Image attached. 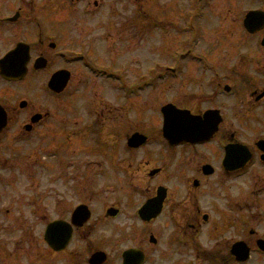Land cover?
Returning a JSON list of instances; mask_svg holds the SVG:
<instances>
[{
  "label": "flooded vegetation",
  "instance_id": "af4514ba",
  "mask_svg": "<svg viewBox=\"0 0 264 264\" xmlns=\"http://www.w3.org/2000/svg\"><path fill=\"white\" fill-rule=\"evenodd\" d=\"M133 1L0 0V191L19 161L60 188L36 180L26 217L0 193V264H264V0H189L186 27ZM152 33L170 62L131 78L106 57ZM168 105L203 139L167 137Z\"/></svg>",
  "mask_w": 264,
  "mask_h": 264
},
{
  "label": "rangeland",
  "instance_id": "374dc122",
  "mask_svg": "<svg viewBox=\"0 0 264 264\" xmlns=\"http://www.w3.org/2000/svg\"><path fill=\"white\" fill-rule=\"evenodd\" d=\"M174 2H171L170 0H144V4L145 6L149 7L151 6L152 8V12H150V14L155 18L156 16V12L155 10V6L156 4L161 5V9L162 11L164 10V5L167 6V8L169 9L171 5H173L175 7V11L173 13L177 14V24L179 26H183L186 27V13L189 11V5H188V1L189 0H173ZM223 3H221L220 5H223L225 7H230L232 10H236V6L240 5V7L243 6H248L250 5V2L248 5H246L245 0L242 1L241 4L238 3V5L233 6V3H230L228 0H221ZM94 0L90 1H86L84 4H90L91 7L94 8L93 3ZM248 2V1H247ZM111 4V7L109 6ZM216 5H218L216 3ZM126 7V9H128V15L129 17L134 16L135 12L137 11V9H135V7L137 6V2L133 1V0H106L105 3V9L104 12L105 14H107L108 11H110L112 8L114 10H116L117 7ZM214 6V5H213ZM154 8V10H153ZM231 9H228V11H231ZM99 15V14H98ZM163 20L165 22L166 25L169 24V21L171 19L174 20V18H172L171 14L168 13H163ZM101 16V15H100ZM79 17L81 18L82 21H89L90 20V15L89 14H85V13H80ZM131 19V18H130ZM132 21V19H131ZM203 21V20H202ZM207 19H204V24L206 23ZM215 21V20H213ZM133 23H135V21H132ZM196 22L197 20L194 19H190V22L188 24L189 27L194 28L196 30V37L201 38L202 34L200 31L199 27H196ZM145 25H146V29L147 27H149L151 25V23H149V21L147 20V18L145 19ZM131 27H135L134 25H131ZM205 27V26H204ZM133 29V28H132ZM133 32V30H131V33ZM155 33H152L151 35H147L145 40H139L138 42H140V44H133L134 42H136L135 38L131 37L130 40V45L129 48L127 47V52L123 51V52H118V53H114L115 51H117L116 49L113 50V52H111V55H107L106 57L109 59V61H113V64L115 67L117 66H121L123 65L124 68L129 69V75L131 76V78L135 77L138 72L140 70L143 71H150V69H153L154 67H156V64L159 60V62H161V64H165L166 62H170V57L169 61H165L164 57L162 55H164V51L162 48H160V44H161V40L160 39H155L154 38ZM184 36V35H183ZM185 36H188V38H192V33L189 31L187 32V34ZM180 37V36H179ZM195 37V35H194ZM195 39V38H193ZM198 45H196V47L194 46V49L197 51L198 49H200V47H202V42H197ZM196 43V44H197ZM177 48H179V46L177 45ZM156 61V63H155ZM169 64V63H168ZM146 75H149V73H146ZM168 85H165L164 87H166ZM158 90V89H157ZM155 90V92L157 91ZM193 92L197 93V89L192 90ZM154 92V93H155ZM167 92V93H166ZM152 93V92H150ZM148 94L147 90H145V92L143 91V95H146V98L144 99L143 96L140 97V100L142 101H149L153 102V103H159L161 100L157 99L156 97L154 98V95L156 94ZM157 93V92H156ZM171 93H174V91H169L168 89H165V91H162V98L164 99H170ZM152 95V97H151ZM156 99V100H155ZM159 100V101H158ZM52 102V100H51ZM47 149L52 147V144L47 141ZM27 149H23V151L25 152ZM52 150H56L55 148H51L50 150V154L53 153L54 151ZM27 160V159H25ZM57 162L58 160L56 159H51L50 157H48L47 162ZM26 164H22L20 161L18 163V173L17 175H19L18 179H14L16 181V188L13 189L12 185V189L8 188V185H4L2 190L0 191L1 193V197L2 198H13L14 196L17 197L18 204H22V206H19V213L22 215H29L30 213V209H29V199H31L32 197H34V193L39 190L38 186L35 184L36 180L41 179L40 183H41V187L42 188H47L50 187V189H52L51 193L50 190L49 191V196L50 197H55L58 198V192H59V187H58V181L57 178H54V172L55 169L51 170L50 165L48 164V167H50L49 169L51 170L50 174H44L43 177H32L29 175L27 169H25ZM47 186V187H46ZM44 190H40V193H43ZM10 193V194H9ZM35 195L37 196L38 194L35 193ZM20 223H22L21 221H19ZM28 223L31 224H41L42 226V222H38V221H33V220H28ZM24 225L26 226V223H24ZM18 234H17V239H19V237L21 236V234H23L22 232H20V229H18Z\"/></svg>",
  "mask_w": 264,
  "mask_h": 264
},
{
  "label": "water",
  "instance_id": "95a60500",
  "mask_svg": "<svg viewBox=\"0 0 264 264\" xmlns=\"http://www.w3.org/2000/svg\"><path fill=\"white\" fill-rule=\"evenodd\" d=\"M254 12L248 15V19L250 15L252 16ZM248 22V20H247ZM4 69V68H3ZM5 74L8 73L7 71H3ZM50 88L55 91H61L64 87V83L60 82V74H55L52 79L50 80ZM170 105L165 106L163 108L165 113V122H164V131L167 137L174 136V141H198L202 140L205 132L203 131L200 125L196 126L193 124H175L172 123L173 114L170 111ZM132 142V141H131ZM137 142V141H136ZM141 142V141H138Z\"/></svg>",
  "mask_w": 264,
  "mask_h": 264
}]
</instances>
